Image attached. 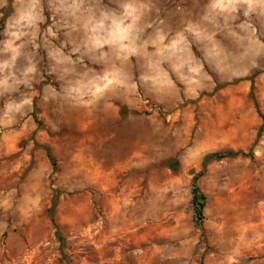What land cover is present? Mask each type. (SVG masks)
<instances>
[{"label":"rangeland","instance_id":"374dc122","mask_svg":"<svg viewBox=\"0 0 264 264\" xmlns=\"http://www.w3.org/2000/svg\"><path fill=\"white\" fill-rule=\"evenodd\" d=\"M214 2L0 0V264H264V7ZM128 3L135 52L92 48L88 10Z\"/></svg>","mask_w":264,"mask_h":264},{"label":"clouds","instance_id":"9594fccd","mask_svg":"<svg viewBox=\"0 0 264 264\" xmlns=\"http://www.w3.org/2000/svg\"><path fill=\"white\" fill-rule=\"evenodd\" d=\"M248 3V6L251 7L250 0H245ZM258 4L264 7V0H257ZM73 9V12L78 11L81 7L79 3H73L70 5ZM121 7L124 9V14L122 16H116L114 13H107L101 11L99 16L97 17L95 13L89 9V15L85 22V28L88 29L92 33L89 39V43L92 48L98 49L103 47L104 45H117L119 52H135V48L131 46L130 43H125V41H130L134 43L135 39L137 38L134 35V28L136 21L140 19V15L138 14V10L130 3L122 4ZM236 5H234L231 0H216L211 5L213 10H220L221 12L224 11H233L235 10ZM247 15V13H245ZM39 17L33 16L31 13L21 15L19 19L16 20V25L20 26L21 22H25L24 26H31L35 19ZM131 18V23H125L126 20ZM26 33L23 31L14 32L12 36L15 39H20ZM160 40H163V36L158 37ZM183 39V37H180ZM179 41H174L171 47H175L176 43ZM8 49H11L13 52L12 61H15L16 55H18V50L12 48L11 43L7 45ZM127 59V56L124 57ZM4 68H10L11 63L5 62L3 65ZM34 69L29 67L26 72L24 73L27 75L28 73L32 72ZM7 81H5L6 83ZM72 91H79V88H73ZM23 103H28V101H24ZM23 105L22 104H9L7 106V111L11 112L13 110L18 111Z\"/></svg>","mask_w":264,"mask_h":264},{"label":"trees","instance_id":"16d2710c","mask_svg":"<svg viewBox=\"0 0 264 264\" xmlns=\"http://www.w3.org/2000/svg\"><path fill=\"white\" fill-rule=\"evenodd\" d=\"M250 79L252 81L251 96H252V98H254L257 111H258L259 115L261 116V118L263 120V124L261 125L260 131H259V134H258L260 136L261 132H263V130H264V113L259 108L257 99H256L255 94H254V76H252ZM47 153H48V156H49L52 164L54 165V167H56V158L51 153V150L49 148H47ZM251 154H252V151H250V152L235 151L233 149H227V150H224V151L211 152V153H208V154L205 155V157L203 159V165H204V167H206V165L212 160H221V159H224V158H233V157H236V156H239V155L249 156ZM170 167L173 170H177L178 167H179V161L178 160L170 161ZM202 172L203 171H201L200 173H198L194 177L192 203L194 205L196 213L200 214L203 217V211H204V208H205L206 203H207V195L205 193H203L200 190L199 186L197 185V179L202 174ZM58 196H59V193H57V195H56V197L54 199L53 206L50 208V213H51V218H52L53 224L56 227V234H57V236H58V238L60 240L61 247L63 248L64 245H65V239H64L63 235L61 234V232H60V230H59V228H58V226L56 224L55 215H54L55 214V205L57 203ZM63 255H64V258H67V255L64 252H63Z\"/></svg>","mask_w":264,"mask_h":264}]
</instances>
